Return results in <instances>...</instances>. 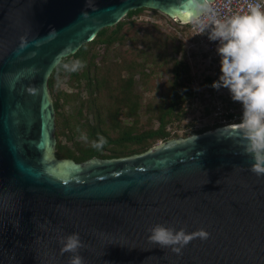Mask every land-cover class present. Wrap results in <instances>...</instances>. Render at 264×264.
<instances>
[{"label":"water","instance_id":"water-1","mask_svg":"<svg viewBox=\"0 0 264 264\" xmlns=\"http://www.w3.org/2000/svg\"><path fill=\"white\" fill-rule=\"evenodd\" d=\"M140 8L191 21L186 0H0V264H68L73 233L84 264H264V177L239 124L128 158H55L53 71ZM158 224L210 237L178 256L150 242Z\"/></svg>","mask_w":264,"mask_h":264},{"label":"rangeland","instance_id":"rangeland-1","mask_svg":"<svg viewBox=\"0 0 264 264\" xmlns=\"http://www.w3.org/2000/svg\"><path fill=\"white\" fill-rule=\"evenodd\" d=\"M124 20L126 23L118 41L108 48L104 45L89 46V55L83 63L84 67L76 72L64 68L60 73L58 86L53 93L50 91L53 104L57 94L61 98L62 107L60 116L56 114L55 133L57 144L62 146L63 153L70 149L78 155L77 146L92 145L94 138L91 133L96 126L95 116L99 109H102L103 129L109 139L116 140L124 130H157L160 117L171 99L174 62L180 59H184L190 67L191 83L186 86L192 91V97L181 103L172 116L167 117L168 139L159 140L146 151L137 154L133 151L141 150L138 144H131L124 150L113 143L106 148L104 154L118 157L112 159L128 158L148 152L167 141L185 139L230 123L237 124L223 116H216L218 106L224 111H229L235 101L232 100L228 89L217 90L212 87L221 75L220 59L207 52L190 27H184L183 21L150 9ZM112 29L113 27L108 33ZM74 61L77 59H72L69 64ZM87 65L92 66L91 74L96 71L99 77L111 81V87L103 86L98 102L92 106L89 99L92 98L91 94H95L93 87L88 90V82L82 77ZM131 73L135 78L133 90L139 100V109L131 117H127V111H123L114 123L110 116L116 111V104L121 95L118 87ZM65 121L70 124L69 129L74 135L70 130L64 129ZM57 144L55 158L74 161L57 156Z\"/></svg>","mask_w":264,"mask_h":264},{"label":"clouds","instance_id":"clouds-1","mask_svg":"<svg viewBox=\"0 0 264 264\" xmlns=\"http://www.w3.org/2000/svg\"><path fill=\"white\" fill-rule=\"evenodd\" d=\"M186 3L191 21L202 33L207 32L210 40L219 41L221 75L212 87L228 89L232 100L242 105L239 129L246 140L245 153L254 161L250 171L257 177H264V9L259 3L249 2L246 12L221 19L214 7L215 0H186ZM56 33L52 30L46 38ZM64 67L76 72L84 64L77 60ZM105 143L101 136L93 146L100 148ZM149 231L150 242L161 248L170 247L178 256L193 239L210 237L203 228L188 233L185 229L177 231L158 224ZM60 242L61 254L72 253L68 264H84V258L78 254L84 247L78 233L70 234Z\"/></svg>","mask_w":264,"mask_h":264},{"label":"trees","instance_id":"trees-1","mask_svg":"<svg viewBox=\"0 0 264 264\" xmlns=\"http://www.w3.org/2000/svg\"><path fill=\"white\" fill-rule=\"evenodd\" d=\"M147 8H140L136 10H131L128 12L127 16L125 18L133 17L134 15L140 14L142 11L146 10ZM152 10V9H150ZM125 20L123 19L118 24L113 26V29L110 33L109 29L111 27L103 28L96 36V38L87 44H84L75 54L64 58L60 64L55 68L53 71L50 79H49V89L51 93L54 92V89L56 86H58V79L60 76L61 71L65 68L64 66L66 64H69L72 59H77L79 61H82L83 63L87 61V57L89 55V46H95V45H104L105 47H110L114 42L118 41L120 39V33L125 25ZM184 27H190V25H183ZM94 69H96V66L94 65ZM130 70V69H129ZM132 71V70H131ZM129 71V72H131ZM92 72V66L87 65V67L83 71V78L87 80V89L91 90L93 87V92L95 94H91L92 98L89 99V102L92 105H95L99 98V94L102 90L103 86H109L111 87V81L107 78H101L98 76L96 71H94V74H91ZM133 72V71H132ZM173 77L174 81L172 84V94L171 99L169 101V104L167 108L164 110L160 117V126L157 130H149V131H142V132H134L132 130H124L116 140L109 139L108 134L103 129L104 126V119H102V109L97 110L95 121L96 126L93 128L91 136L94 138V142L91 146L86 147H76V150L79 152L78 155H76L72 150L68 149L65 153L62 152V146L60 144H57V156H63L66 159L74 160L77 163H82L85 161H88L93 158H100V159H112V158H118L117 156H107L104 154V151L106 148L110 145L115 143L119 147H122V149H128L131 144H138L141 150H134L133 152L137 154V152L141 153L152 147L153 143H156L159 140H167L169 137V133L166 130L167 117H170L174 114L176 109L179 107V105L188 99L192 97V91L186 86L191 83L190 80V67L188 66V63L184 59L175 60L174 67H173ZM134 83L135 78L133 73L124 80V83L118 88H120V98H118L117 104H116V111L110 116V119L115 123V120L118 115L122 114L123 111H127V117H131L135 115L139 109V100L137 96L134 94ZM61 98L57 94V98H55L54 101V107L56 110V114L59 117L60 116V104ZM125 109V110H124ZM239 124V123H237ZM69 125L66 121L64 122V129L69 131ZM71 134L74 135V132L72 130ZM61 132L59 130L58 135H60ZM104 137L106 140V143L100 147L96 148L94 147V143L99 142L100 137Z\"/></svg>","mask_w":264,"mask_h":264},{"label":"built area","instance_id":"built-area-1","mask_svg":"<svg viewBox=\"0 0 264 264\" xmlns=\"http://www.w3.org/2000/svg\"><path fill=\"white\" fill-rule=\"evenodd\" d=\"M249 2L259 3L262 9H264V0H215L214 7L217 9L219 18L225 19L234 14H242L246 12L247 4ZM183 25H190L192 32L205 46L207 52H209L213 57L221 59L217 52L219 41L210 40L207 32L202 33L200 28L192 21L185 22ZM216 109V116H223L229 121L240 123L242 116V105L239 102H235L229 111H224L221 106H218ZM231 124L235 125L236 123H230L229 125Z\"/></svg>","mask_w":264,"mask_h":264},{"label":"bare ground","instance_id":"bare-ground-1","mask_svg":"<svg viewBox=\"0 0 264 264\" xmlns=\"http://www.w3.org/2000/svg\"><path fill=\"white\" fill-rule=\"evenodd\" d=\"M235 125H237V124H235Z\"/></svg>","mask_w":264,"mask_h":264}]
</instances>
